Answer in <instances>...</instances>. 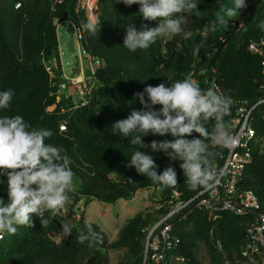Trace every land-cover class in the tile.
<instances>
[{
  "label": "trees",
  "instance_id": "obj_1",
  "mask_svg": "<svg viewBox=\"0 0 264 264\" xmlns=\"http://www.w3.org/2000/svg\"><path fill=\"white\" fill-rule=\"evenodd\" d=\"M231 1L195 0L198 8L185 13L186 23L191 14L189 33L179 40V48L171 42L163 45L158 37L148 49L130 52L123 47L126 26L134 24L139 29L141 25L153 28L157 24L143 19L139 4L126 6L118 0H98L96 22L100 30L92 35L83 28L89 19L80 0H0V92L9 89L14 92L9 107L0 109V116L19 114L33 127L52 131L46 142L63 146L76 180L80 181L74 203L131 201L139 190L147 188L160 190L165 201L155 215L137 217L124 226L119 240L112 244L100 228L88 224L104 237L98 247H89L87 241L78 239L88 225L81 230L73 229L70 237L56 243L51 234L59 230V218L44 210L39 217L33 216V227L20 226L15 234L6 233L0 241V264H103L104 251L123 247L129 248L127 264H144L147 228L168 212V199L175 194L189 199L202 190H192L186 185L180 161H169L162 152L133 146L131 137L113 134L115 122L126 119L132 110L141 109L134 93L142 92L148 85L163 82L171 86L189 76L202 89L214 85L216 91L227 93L233 100L231 113L225 119L231 124L240 106L255 107L252 125L260 138L264 137L263 58L248 50L250 41L262 37L264 31L243 29L234 19L210 30L221 7ZM61 23H68L72 33L82 31L85 54L102 63L94 76L93 95L88 97L86 106L70 116L66 131L60 129L63 113L74 104L72 98L57 94L56 85L63 80L57 35ZM53 62L58 64L52 67L56 79H51L47 71V65L53 66ZM213 123H207L209 131ZM191 138L199 137L193 133ZM171 139V136L155 135L142 138L145 145L153 140ZM205 142L219 153L217 165H223L226 149L213 145L210 140ZM258 146L252 151L253 161L240 187L253 192L264 211V152H259ZM135 150L153 156L158 174L173 167L178 184L162 188L138 174L130 165ZM0 198L7 202L6 174L0 175ZM252 218L253 214L241 217L224 211L216 222H210L207 213L195 210L174 224L173 247L166 251V256L168 259L182 257L186 264H202L197 250L203 243L210 258L208 264H239L245 261L242 251ZM43 219L49 222L41 224Z\"/></svg>",
  "mask_w": 264,
  "mask_h": 264
},
{
  "label": "clouds",
  "instance_id": "obj_2",
  "mask_svg": "<svg viewBox=\"0 0 264 264\" xmlns=\"http://www.w3.org/2000/svg\"><path fill=\"white\" fill-rule=\"evenodd\" d=\"M118 2L126 6L139 4L143 19L157 22L153 28L141 25L138 29L134 24L126 26L123 47L130 52L148 49L158 37L181 33L187 19L185 13L198 8L195 0ZM246 7V0H233V6H222L210 30L214 31L217 24H226L229 19L237 18ZM258 27L264 31V21ZM83 28L95 35L100 25L90 20ZM13 96L11 89L0 92V109H7ZM134 99H138L141 109H134L126 119L115 122L113 134L131 137L133 146L162 152L169 161H180L184 182L190 189H211L222 170L216 163L219 153L211 150L205 140L225 149L237 144L230 122L225 119L231 113L232 97L216 91L214 85L202 89L189 76L171 86L163 82L148 85L142 92L134 93ZM156 106H160L159 110ZM209 121H214L211 131L207 127ZM193 133L199 138L189 139ZM52 135L51 130L33 127L19 114L0 116V175H7L8 186L7 202L0 198V233L15 234L20 226L33 227V216L39 217L44 210L55 213L64 208L70 199L69 194L75 191L76 177L65 149L46 142ZM149 135L171 136L172 139L153 140L150 145H145L142 138ZM130 165L138 174L162 188L178 184L173 167L169 166L158 174V165L152 155L135 150ZM40 222L47 224L49 221L43 219ZM61 229L64 237L71 236L70 224L64 223ZM78 239L87 241L89 247H98L104 237L88 225Z\"/></svg>",
  "mask_w": 264,
  "mask_h": 264
},
{
  "label": "built area",
  "instance_id": "obj_3",
  "mask_svg": "<svg viewBox=\"0 0 264 264\" xmlns=\"http://www.w3.org/2000/svg\"><path fill=\"white\" fill-rule=\"evenodd\" d=\"M58 1L61 2V0ZM74 34L75 49L79 51L80 73L74 77H68L62 71L63 81L56 85L57 94L72 98L74 104L63 113L61 131H66L70 116L88 104V97L96 86L94 76L101 65L100 61L85 54L82 48L83 32L77 30ZM248 50L251 54L263 58L264 69V35L259 39L251 40ZM82 54L89 61L90 76L84 71ZM47 71L49 76L55 77L52 64L47 65ZM64 79L66 80L64 81ZM76 96L79 97L78 102L75 99ZM254 109L255 107L247 109L245 106H240L237 110L236 117L230 124V130L235 135L237 144L226 149L227 156L223 165H217L222 170V174L214 186L211 189H202L189 199H183L177 194L171 196L167 201L170 207L168 212L161 216L158 222L147 228L144 264H162L168 260L166 251L173 247L174 239L171 233L175 224L174 221L177 220L178 222L185 219L195 210L207 213L210 222H216L220 218V213L224 211L241 217L253 214V218L247 227L246 245L242 251V257L247 264H264V211L257 196L240 187L245 171L253 161L252 151L261 140L252 125ZM184 213L186 214L182 216ZM5 236L6 232L0 233V241L4 240ZM175 259L186 264L182 257H175Z\"/></svg>",
  "mask_w": 264,
  "mask_h": 264
},
{
  "label": "rangeland",
  "instance_id": "obj_4",
  "mask_svg": "<svg viewBox=\"0 0 264 264\" xmlns=\"http://www.w3.org/2000/svg\"><path fill=\"white\" fill-rule=\"evenodd\" d=\"M98 0H80V6L86 11L87 19L96 21V9ZM247 7L241 11L240 16L234 20L240 23V27L243 29L259 28L258 25L264 21V0H246ZM233 6V0L228 5ZM93 9V10H92ZM188 22L182 26V32L176 35L162 36L163 45L171 42L179 48V40L188 36L189 25L191 20V14L189 15ZM58 40L60 42V69L63 73L71 77L72 69L75 64V56L79 55V51L75 52L70 50V39L75 38V34L70 30L68 23H61L57 28ZM82 61L84 65V71L90 76L91 69L89 61L82 54ZM57 63L53 62L52 67H57ZM102 66V63L101 65ZM51 79H56L50 76ZM66 79H64L65 81ZM63 81V80H62ZM78 102L79 97L75 98ZM258 151L264 152V137L261 138V142L258 146ZM80 186V181L76 180V188L73 193H70V199L66 206L55 212L59 218L60 228L58 231L51 234V238L59 243L64 238L61 225L68 223L71 225L72 230L80 229V225L94 224L104 232L108 238L109 244H112L119 240L120 233L124 226L129 224L133 219L137 217H145L146 215H155L164 204L165 201L161 197L160 190L155 188H147L139 190L131 201L119 200L114 204H105L93 200L91 202L81 201L78 204L74 203L73 197L77 193ZM197 258L202 264H208L210 261L207 248L205 244L201 243L198 246ZM129 254V248L123 247L118 250H106L104 251L103 264H127V256ZM163 264H183L177 261L175 258L168 259ZM228 264V263H227ZM239 264H247L245 261H239Z\"/></svg>",
  "mask_w": 264,
  "mask_h": 264
},
{
  "label": "water",
  "instance_id": "obj_5",
  "mask_svg": "<svg viewBox=\"0 0 264 264\" xmlns=\"http://www.w3.org/2000/svg\"><path fill=\"white\" fill-rule=\"evenodd\" d=\"M70 50L72 52H75L76 49H75V39L74 38H71L70 39ZM83 50H84V47L82 46ZM80 73V61H79V57L78 56H75V64H74V67L72 69V77L78 75ZM94 92H92L91 94L93 95ZM186 213H184L182 216H184ZM177 220L174 221V223H176ZM83 225H80V228L83 229ZM87 229V228H86Z\"/></svg>",
  "mask_w": 264,
  "mask_h": 264
},
{
  "label": "crops",
  "instance_id": "obj_6",
  "mask_svg": "<svg viewBox=\"0 0 264 264\" xmlns=\"http://www.w3.org/2000/svg\"><path fill=\"white\" fill-rule=\"evenodd\" d=\"M59 49H61V47H60V42H59Z\"/></svg>",
  "mask_w": 264,
  "mask_h": 264
}]
</instances>
